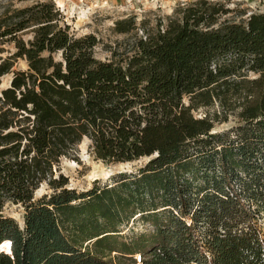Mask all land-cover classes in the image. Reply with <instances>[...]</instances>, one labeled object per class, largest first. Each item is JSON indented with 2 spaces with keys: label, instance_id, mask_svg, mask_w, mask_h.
<instances>
[{
  "label": "trees",
  "instance_id": "16d2710c",
  "mask_svg": "<svg viewBox=\"0 0 264 264\" xmlns=\"http://www.w3.org/2000/svg\"><path fill=\"white\" fill-rule=\"evenodd\" d=\"M227 4L119 20L102 60L53 0L0 1V264H264V10L222 22ZM85 139L98 162H148L79 193L57 167Z\"/></svg>",
  "mask_w": 264,
  "mask_h": 264
},
{
  "label": "rangeland",
  "instance_id": "374dc122",
  "mask_svg": "<svg viewBox=\"0 0 264 264\" xmlns=\"http://www.w3.org/2000/svg\"><path fill=\"white\" fill-rule=\"evenodd\" d=\"M2 1V0H0ZM8 1V0H6ZM15 1V0H14ZM17 1V0H16ZM64 15L66 24L71 26V32L77 37L84 35H94L99 39V45L95 50V55L102 60L112 58L110 50L116 48L118 44L126 43L129 39L127 36L118 35L115 32L117 21L135 16L136 22L143 23L144 20L150 22V28L157 25V22L162 19L174 15L176 9L183 0H53ZM190 3L194 0H185ZM228 3V7L234 11L222 17L225 19L235 20L240 22L241 12L256 13V11L264 10V0H213ZM31 2H21L18 5L26 6ZM167 22V21H166ZM141 35V33H139ZM10 52H14L12 45H0V56L6 57ZM16 69L26 70L27 64L24 61H19ZM13 75H7L2 78L0 93L3 88L10 85ZM189 102L188 100L186 101ZM219 107L211 108L210 113L219 111ZM207 110L200 109L194 113L198 118H205ZM221 120V119H220ZM240 126V120L236 115H232L227 123H217L215 132H228L233 128ZM84 143L75 151L72 158H64L57 167V175L63 173L69 179L70 189H76L79 193H84L95 186L98 182L100 186L114 184L121 173H133L148 160H143L139 163L132 164H116L107 165L102 161L98 162L93 157L89 150L90 141L85 139ZM52 194V191L47 185H43L35 196L36 200L44 195ZM24 208L14 205H7L4 210V215L13 217L22 224ZM135 227V228H134ZM134 231L140 233L143 227L135 225Z\"/></svg>",
  "mask_w": 264,
  "mask_h": 264
},
{
  "label": "built area",
  "instance_id": "2783aa9c",
  "mask_svg": "<svg viewBox=\"0 0 264 264\" xmlns=\"http://www.w3.org/2000/svg\"><path fill=\"white\" fill-rule=\"evenodd\" d=\"M182 5L187 4V2L185 0H183V2H181ZM135 259L137 261L138 264H142L141 263V256L140 255H135Z\"/></svg>",
  "mask_w": 264,
  "mask_h": 264
}]
</instances>
